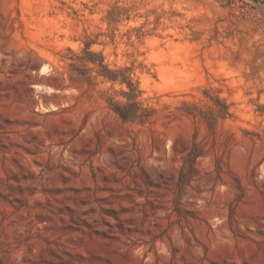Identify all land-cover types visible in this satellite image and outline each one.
Listing matches in <instances>:
<instances>
[{
	"label": "rangeland",
	"instance_id": "rangeland-1",
	"mask_svg": "<svg viewBox=\"0 0 264 264\" xmlns=\"http://www.w3.org/2000/svg\"><path fill=\"white\" fill-rule=\"evenodd\" d=\"M0 264H264V0H0Z\"/></svg>",
	"mask_w": 264,
	"mask_h": 264
},
{
	"label": "trees",
	"instance_id": "trees-1",
	"mask_svg": "<svg viewBox=\"0 0 264 264\" xmlns=\"http://www.w3.org/2000/svg\"><path fill=\"white\" fill-rule=\"evenodd\" d=\"M90 54H92V53H90ZM91 61L95 62V60L93 58H91ZM100 65L104 68V71L101 72V75H103L105 78L112 80V81L118 80L114 70L109 69L107 66H105L102 63ZM121 82H125L128 84V86L130 87V90L132 92L131 97H134L135 95L133 93L135 92V88L133 87L132 83L130 81L126 80V78H123L121 80ZM140 109L141 108L139 107V104L137 102H134V103H129L126 105L118 106L116 108V111L123 118H130V117L135 118L137 116H140V114H139ZM224 109H225L224 113H228L226 106H224Z\"/></svg>",
	"mask_w": 264,
	"mask_h": 264
}]
</instances>
